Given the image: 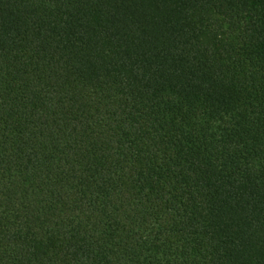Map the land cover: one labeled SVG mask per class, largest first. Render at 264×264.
I'll list each match as a JSON object with an SVG mask.
<instances>
[{
    "label": "trees",
    "instance_id": "obj_1",
    "mask_svg": "<svg viewBox=\"0 0 264 264\" xmlns=\"http://www.w3.org/2000/svg\"><path fill=\"white\" fill-rule=\"evenodd\" d=\"M0 264H264V0H0Z\"/></svg>",
    "mask_w": 264,
    "mask_h": 264
}]
</instances>
